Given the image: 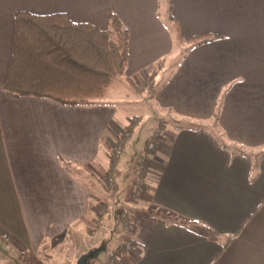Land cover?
I'll return each instance as SVG.
<instances>
[{"label": "crops", "instance_id": "1", "mask_svg": "<svg viewBox=\"0 0 264 264\" xmlns=\"http://www.w3.org/2000/svg\"><path fill=\"white\" fill-rule=\"evenodd\" d=\"M20 10L65 12L103 29L113 11L129 33L124 77L157 84L153 101L169 121L153 129L156 149L127 171L134 201L118 211L130 224L122 251L104 245L113 194L98 200L76 174L89 182L105 175L129 116L107 101L64 105L4 89ZM199 34L213 37L191 42ZM177 119H216L224 142L264 151V0H0V264H77L87 252L85 264H94L100 251L102 264H264V156L255 173L256 156L230 155ZM121 155L110 176L115 195L128 162ZM71 239L82 241L78 253L61 255L59 244Z\"/></svg>", "mask_w": 264, "mask_h": 264}, {"label": "trees", "instance_id": "2", "mask_svg": "<svg viewBox=\"0 0 264 264\" xmlns=\"http://www.w3.org/2000/svg\"><path fill=\"white\" fill-rule=\"evenodd\" d=\"M169 1L166 0L168 5ZM168 19L173 24L175 34L182 38L178 22L170 14ZM14 25L12 52L3 87L16 96L45 98L64 105H94L106 95L114 78L125 72L129 57V33L118 15L111 10L108 11V27L105 29L91 22L73 21L65 12L42 15L25 10L15 12ZM212 37L211 34H199L190 40L201 43ZM126 79L133 85L129 78ZM138 122L139 116L129 117L116 141L121 138L125 142L131 137ZM176 123L180 128L210 134L230 155L256 156L252 165L256 173V159L264 156V151L248 152L224 142L220 137L222 133L217 130L216 119L210 125L191 119H177ZM150 136L146 140L147 153L142 158L143 163L144 157L154 151L147 149ZM122 148L119 153L112 150L108 170L99 178L106 189L112 186L108 178L116 170ZM167 214L174 215L172 212ZM100 215L96 216L98 222ZM201 227L208 230L204 225ZM122 249V245L117 248L118 251Z\"/></svg>", "mask_w": 264, "mask_h": 264}, {"label": "rangeland", "instance_id": "3", "mask_svg": "<svg viewBox=\"0 0 264 264\" xmlns=\"http://www.w3.org/2000/svg\"><path fill=\"white\" fill-rule=\"evenodd\" d=\"M181 49V48H178ZM182 56V52H178L173 54V57L177 62L180 61ZM170 71L167 70L164 74H168ZM166 74V75H167ZM161 78V77H160ZM162 79V78H161ZM126 77L124 75H118L114 78L113 84L108 89L106 95L99 98L97 102H101L103 105L105 104V101L110 102L112 104H116L117 107L119 106V109L122 111V113L127 114L129 117L132 116H139V122L136 124L132 138L124 147H123V153H121V159L124 161V159L128 158V162H124V171L122 173L117 174V184L119 192L115 195V192L117 190V185L113 189H106L102 184L101 181L96 180L95 172L94 174H91V177L94 179L95 182L91 181L89 182L86 178L90 176V174L87 177H84V172L82 174H79L77 172V176L82 179L85 186L88 187L91 192H93L97 199L102 201L105 198H108L109 195H112V199L116 201L117 210L114 207L113 210L117 211L116 215L113 213L114 211L110 209L107 214L108 216L111 215V223L112 225L108 228L109 234L106 237V241L104 245H107L108 248L117 246L118 244L121 245L123 243L122 236L125 235V229L123 228L124 221L122 220V214L118 213V211L122 208V206L129 205L134 200L130 196L131 192V186L133 184V178L130 176H127L130 174V170L133 168V163L136 164L141 157H143L146 153V140L150 133H152L153 129L158 125L159 122L164 121L165 123V116L163 117L162 111L156 108L155 101H153V94L152 91L155 89L156 85L154 82H151V84H148V79H143V82L141 83L138 78H132L130 79L132 84L126 81ZM140 87V88H139ZM141 89V90H139ZM220 137L222 135L220 134ZM161 139V135L160 138ZM114 149V146H113ZM151 154V153H150ZM124 174V175H123ZM132 174V171H131ZM123 175V176H122ZM133 176V175H132ZM114 181L112 179V182H110L111 185H113ZM123 199V200H121ZM118 201V202H117ZM102 205H104L102 203ZM114 205V204H113ZM115 206V205H114ZM111 213V214H110ZM127 222V221H126ZM110 238V239H109ZM3 239V238H2ZM105 241V240H103ZM126 241V240H125ZM82 241H75L73 239L65 241L63 244H59L58 248H60V254L66 255L71 252L78 253L77 246ZM73 248V250H72ZM56 249L52 250L51 254H55ZM82 255V254H81ZM80 255V256H81ZM19 260L22 264L23 262L32 264L34 263L32 260H26L25 258ZM54 258V257H52ZM79 258V257H78ZM105 251L98 252V257L96 258V261L94 264H102L105 260ZM52 261V260H50ZM18 262V261H17ZM17 262H10L9 264H18ZM38 262V261H37ZM39 264H50L48 261H41L38 262Z\"/></svg>", "mask_w": 264, "mask_h": 264}, {"label": "built area", "instance_id": "4", "mask_svg": "<svg viewBox=\"0 0 264 264\" xmlns=\"http://www.w3.org/2000/svg\"><path fill=\"white\" fill-rule=\"evenodd\" d=\"M121 133H123V131ZM124 135H126V134H124ZM160 135H161V133H160L159 129H156V130H154L152 132V134H151V136L149 138V142L147 144V149L148 150L153 151V150L156 149L157 144L160 141V139H159ZM117 138H118V136H117ZM123 143H124V141L121 138L118 140V142L117 141L115 142L114 149H115L116 152L119 153L121 151ZM108 182L109 183L112 182V178L111 177L108 178ZM138 186L142 187V183H138ZM103 210H104V207L102 206V207H100V209H98L97 213L98 214H102ZM129 227H130V224L128 222L124 221L123 228L127 230V229H129ZM1 236H2V238L4 240H6V241L9 240V235L7 233L4 232V233H2ZM126 249H128V247H126ZM108 264H111V262H108Z\"/></svg>", "mask_w": 264, "mask_h": 264}, {"label": "water", "instance_id": "5", "mask_svg": "<svg viewBox=\"0 0 264 264\" xmlns=\"http://www.w3.org/2000/svg\"><path fill=\"white\" fill-rule=\"evenodd\" d=\"M0 249H2L1 245ZM91 255H93L92 252H87L86 254L81 255L77 261V264H85L87 262V258Z\"/></svg>", "mask_w": 264, "mask_h": 264}, {"label": "flooded vegetation", "instance_id": "6", "mask_svg": "<svg viewBox=\"0 0 264 264\" xmlns=\"http://www.w3.org/2000/svg\"><path fill=\"white\" fill-rule=\"evenodd\" d=\"M90 257V256H89Z\"/></svg>", "mask_w": 264, "mask_h": 264}]
</instances>
